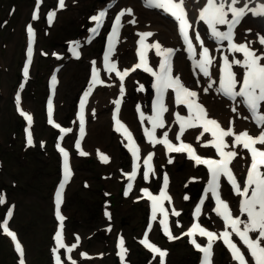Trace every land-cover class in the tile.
Segmentation results:
<instances>
[{
    "label": "snow or ice",
    "instance_id": "obj_1",
    "mask_svg": "<svg viewBox=\"0 0 264 264\" xmlns=\"http://www.w3.org/2000/svg\"><path fill=\"white\" fill-rule=\"evenodd\" d=\"M42 0H37V9L39 8ZM146 6L150 7H158L164 9L166 12L170 13L177 21H179L180 31L184 35V39L188 41L189 49H191L192 44L191 41L188 40V32L189 28L188 21L186 19L185 12V0H145ZM242 6L237 7L238 4ZM65 7V0H58V8L62 9ZM128 13L131 12V9L126 10ZM253 16H258L264 18V3L257 4L254 7H249L248 0H206L204 7L201 9L199 13V18L203 20L208 27L211 29V35L217 41H227L229 48L232 52L243 53V59H234L231 62L228 57L225 56L223 60V68L222 74L219 79V88L218 92H221L224 96L228 97L229 100L236 102L238 105H243L250 113V118L255 124L261 127V131L257 136L249 135L247 131L240 132L235 135L234 142L237 145L242 144L244 149H247L251 153V163L246 173V179L243 181V187H241L240 183L235 178L234 173L231 170L230 164L232 160L237 156V153L234 151H224L226 147L225 137L233 136L232 129L222 128L220 124L215 119L208 118L207 111L203 107L202 104L198 103L195 98L197 97V93L195 91H191L189 88L185 87L181 84L179 78H173L170 75V66L168 64L167 56L171 55V50L165 54V60L160 65L161 72L157 75V107L156 114L154 117H151L152 121V131L148 133L149 137L152 139L153 143H161L166 145L169 152H187L189 159L195 161L197 165L203 164L206 165L208 171L210 173V180L208 181L207 191H210L212 195L216 199V207L213 209L217 216L221 217L224 221L225 228H231V232L228 230L223 231L220 234L216 232L210 231L199 224H193L191 228L184 233L183 235L194 237V233H198L201 237L207 238V243L205 245H201L197 242L195 238L190 240V243L195 246L198 251L203 252L204 259L203 264H211L210 256L213 244L217 240H222L224 245L228 247L231 252L232 259L237 261L238 264H248V260L245 257L244 252L241 251V248L237 246L231 239V235L235 233L236 236L240 238L243 242V245L247 249L248 256L253 261V264H264V150L261 148H257L256 145L260 144L264 146V63H261L264 60V56L257 54V52L253 51L250 47L245 44H236L233 42L234 28L238 25L241 20L248 14ZM229 14H231V18H229ZM125 15V10H121L116 14L114 18V22L112 25L111 35L109 36V48L108 53L113 51V41L117 35L118 28L121 23V17ZM55 16V11H50L47 15L48 22L51 23L52 19ZM106 16V10H101L97 15H93L90 17L92 21H96V27L92 28L91 31L96 33L100 28L103 20ZM37 12L34 11L33 19H37ZM218 25H226L227 30L221 31L217 27ZM26 30L29 36H33V27L31 24L26 26ZM248 31H251L250 29ZM145 35H151L147 33ZM199 39V36L196 37ZM259 43L264 46V36L259 38ZM158 47V46H157ZM28 57L30 59L32 54L31 42L28 45ZM264 52V48L261 49ZM108 53L104 56V61L107 63L109 61ZM141 63L135 65V68L145 67V71H151L150 68L145 66V58L144 52L140 53ZM95 65V62H93ZM211 64V59L209 58V49H203V58L198 62V67L200 71L203 73L205 77L210 75L208 66ZM233 65H238L243 68L242 77L238 78L237 73L233 71ZM133 69H124L122 72L117 71L116 75L119 76L120 80L123 81L124 77L129 74L130 71H134ZM116 64H109V71L115 70ZM24 76L28 75V67L25 65ZM96 69L93 67V83H97L95 77ZM156 75V73H153ZM53 82H55V77H53ZM237 84L240 85L239 90H237ZM22 87V85H21ZM212 85H209V88ZM172 88L175 91V103L186 105L189 109L190 116L187 118L179 117L177 114V118L180 122V130L179 134L176 135V139L179 140L180 136L184 133L186 128L193 127H202L203 131L200 132V137L204 136V133L210 132L212 137L214 138L212 141H208L207 144L215 147L216 151L220 155V159H204L195 154V150L189 144L181 143L180 146H176L171 141L167 139V132L163 134L164 138L160 140H156L154 138V132L157 127L163 128L164 122L162 119V113L167 111L168 109L164 105L163 95L164 92ZM208 89H205L207 91ZM121 94L123 93V85L120 86ZM89 92H85L84 96L87 97ZM183 95V98H182ZM239 98V99H237ZM19 96L17 95L16 100L19 102ZM117 108L119 107L120 101L116 102ZM84 101H81V111H83ZM195 109V111H193ZM233 112H237V108L233 107L231 109ZM29 124L32 123V117L27 113H21ZM237 115L239 113L237 112ZM49 117H51V102L49 101ZM202 121V124L197 122ZM49 123H52V120L49 119ZM118 127L117 131L124 130L127 133V129L123 124L120 123L119 120L116 121ZM209 125L211 127H209ZM59 127V125H56ZM80 130L83 133L84 123H83V115L80 117ZM128 134V139L131 140V134ZM27 143L29 145L32 144V136L31 133H28ZM79 142H77L76 147L79 148ZM207 146V145H206ZM59 147V145L57 146ZM59 150L64 154V181H67L70 174V169L68 165V153L64 148H59ZM136 151H133V155H136ZM81 155H87V153L81 152ZM152 153H149L147 159L145 160V164L148 165L149 171H151V165L149 161L152 159ZM101 159L103 162H108V157L101 155ZM171 162V161H169ZM144 177L147 179L148 172H144ZM136 176V171H132L129 174V179L134 178ZM221 176H225L227 180L230 182L232 189L234 190L237 196L242 197L239 201V211L242 214H246V219L241 220L239 216H234L232 209L229 207V204L221 199L218 189H219V180ZM165 185L167 184V175L164 176ZM64 182L60 183L59 190L56 192V216L60 221H63V217L60 215L59 207L61 203V193L64 188ZM131 187V185H129ZM142 191L147 192V189H143ZM163 197V199L170 200V197L166 195V193L161 190L160 196H152L149 193V199L153 201V220H156V211H157V201ZM187 199V197H186ZM6 197L4 194L0 193V205L6 204ZM196 215L201 213L200 205H197L195 209ZM179 212H174V215H179ZM12 208L9 207L8 212L6 213L7 217H11ZM106 215H109L106 212ZM159 223L164 227L165 233L168 235L169 239H179V237H173L168 231L167 225V217L165 219L160 220ZM243 225V228L240 227ZM62 224L60 225V230H57L55 233L54 239L56 240L59 248H64L65 245L61 243V230ZM2 230L6 233L11 239L16 242L15 250L20 253V261L19 264H24L23 260V249L21 244L17 241V237L14 232L10 231L8 228V220L7 218L3 222ZM250 233L255 234V238H253ZM79 237H77V240ZM144 244L149 250L157 253L160 257V264H164V257L167 255L166 250H161L156 245L149 243L147 236L140 241ZM123 238L120 239V247L123 249ZM76 245L73 244L70 246L71 248H75ZM59 248H53L52 251L57 253ZM81 255L86 256V253H82ZM121 259H123V255L121 254ZM56 264H61L60 256H56Z\"/></svg>",
    "mask_w": 264,
    "mask_h": 264
},
{
    "label": "rangeland",
    "instance_id": "obj_2",
    "mask_svg": "<svg viewBox=\"0 0 264 264\" xmlns=\"http://www.w3.org/2000/svg\"><path fill=\"white\" fill-rule=\"evenodd\" d=\"M12 2L18 6L13 17L8 15ZM30 5V0H0V24L3 19L9 20L3 28L0 26V157L7 161L5 169L0 173V182L3 183L4 179L18 180L17 186L9 191L11 198L17 200L13 224L20 230L26 243L30 264H40L43 260L44 264H48V255L43 246L50 242L51 232L56 228L51 190L57 176V163L48 164L45 155L38 156L30 150L27 155L29 162L24 165L25 160L19 158L20 144L16 147L17 151L13 150L16 146L14 140L18 137L16 130L18 120L14 115L11 94L18 77V66L24 46V22L28 17ZM69 14V12L63 14L61 20ZM76 79H79V76ZM29 100L28 102L33 106L38 107L41 104L40 100H32V98ZM37 126L36 132L41 137L51 135L48 129H45L43 121ZM10 150L14 152L10 154ZM71 193L76 199L85 196V192L79 189L77 183L73 185ZM3 210L4 208L0 207V218ZM67 211L70 216L69 231L73 229L81 231L84 235L87 234L91 223L73 213L71 205L67 206ZM128 211L125 208L122 213L127 214ZM3 239L0 238V264H12L9 246ZM88 248H92L90 244ZM99 248H102V245H98L97 249ZM104 263L115 264L113 255ZM135 264H140L138 259Z\"/></svg>",
    "mask_w": 264,
    "mask_h": 264
}]
</instances>
